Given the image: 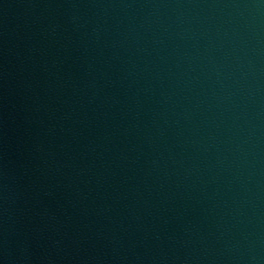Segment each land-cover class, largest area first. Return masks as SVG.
Returning a JSON list of instances; mask_svg holds the SVG:
<instances>
[{"label": "water", "instance_id": "1", "mask_svg": "<svg viewBox=\"0 0 264 264\" xmlns=\"http://www.w3.org/2000/svg\"><path fill=\"white\" fill-rule=\"evenodd\" d=\"M0 264H264V0H0Z\"/></svg>", "mask_w": 264, "mask_h": 264}]
</instances>
